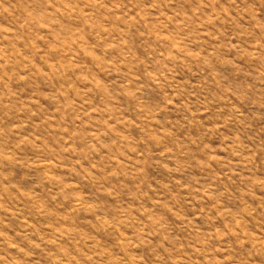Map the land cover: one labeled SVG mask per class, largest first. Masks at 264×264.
<instances>
[{"label": "rangeland", "instance_id": "374dc122", "mask_svg": "<svg viewBox=\"0 0 264 264\" xmlns=\"http://www.w3.org/2000/svg\"><path fill=\"white\" fill-rule=\"evenodd\" d=\"M0 264H264V0H0Z\"/></svg>", "mask_w": 264, "mask_h": 264}]
</instances>
